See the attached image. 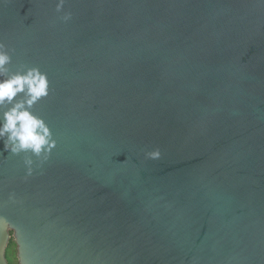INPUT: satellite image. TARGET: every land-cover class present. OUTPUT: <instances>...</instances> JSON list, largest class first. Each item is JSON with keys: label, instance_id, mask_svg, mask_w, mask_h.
<instances>
[{"label": "water", "instance_id": "water-1", "mask_svg": "<svg viewBox=\"0 0 264 264\" xmlns=\"http://www.w3.org/2000/svg\"><path fill=\"white\" fill-rule=\"evenodd\" d=\"M59 3L0 0L50 132L0 137V264H264V0Z\"/></svg>", "mask_w": 264, "mask_h": 264}, {"label": "clouds", "instance_id": "clouds-1", "mask_svg": "<svg viewBox=\"0 0 264 264\" xmlns=\"http://www.w3.org/2000/svg\"><path fill=\"white\" fill-rule=\"evenodd\" d=\"M62 4L63 0H60L58 10ZM67 18L66 16L65 19ZM10 60L4 45L0 44V137H7L5 148L11 147L14 153L31 150L39 155L42 147L50 142V132L31 108L39 98L47 95V77L36 68L10 73L7 67ZM20 93L23 96L17 98ZM17 264L20 262L17 261Z\"/></svg>", "mask_w": 264, "mask_h": 264}, {"label": "trees", "instance_id": "trees-1", "mask_svg": "<svg viewBox=\"0 0 264 264\" xmlns=\"http://www.w3.org/2000/svg\"><path fill=\"white\" fill-rule=\"evenodd\" d=\"M13 246H16V242H15L14 238H12L10 240V243H9V246H8L7 252H6L7 253V258L9 260L10 264H14L13 261H12V257H11V251H12V247Z\"/></svg>", "mask_w": 264, "mask_h": 264}, {"label": "rangeland", "instance_id": "rangeland-1", "mask_svg": "<svg viewBox=\"0 0 264 264\" xmlns=\"http://www.w3.org/2000/svg\"><path fill=\"white\" fill-rule=\"evenodd\" d=\"M11 257H12L13 263L17 264V261H18V258H17V245L12 247Z\"/></svg>", "mask_w": 264, "mask_h": 264}]
</instances>
